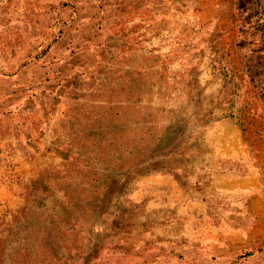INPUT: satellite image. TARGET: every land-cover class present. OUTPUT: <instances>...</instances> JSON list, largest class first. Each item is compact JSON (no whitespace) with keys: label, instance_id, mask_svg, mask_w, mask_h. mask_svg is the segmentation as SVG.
<instances>
[{"label":"rangeland","instance_id":"374dc122","mask_svg":"<svg viewBox=\"0 0 264 264\" xmlns=\"http://www.w3.org/2000/svg\"><path fill=\"white\" fill-rule=\"evenodd\" d=\"M258 116L264 0H0V264H191Z\"/></svg>","mask_w":264,"mask_h":264},{"label":"crops","instance_id":"0c3cea01","mask_svg":"<svg viewBox=\"0 0 264 264\" xmlns=\"http://www.w3.org/2000/svg\"><path fill=\"white\" fill-rule=\"evenodd\" d=\"M251 120L255 122L245 137L240 136L252 157L248 170L222 172L215 178L217 211L204 199L193 203L194 208L201 205L207 231L195 235L199 259L191 264H264V116ZM231 122L238 124L237 119ZM233 138L227 140L237 144L238 136Z\"/></svg>","mask_w":264,"mask_h":264}]
</instances>
